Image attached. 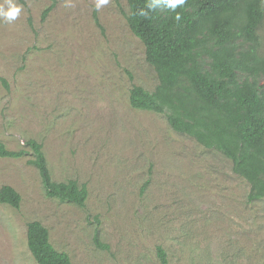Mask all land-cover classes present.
Segmentation results:
<instances>
[{
    "label": "rangeland",
    "instance_id": "1",
    "mask_svg": "<svg viewBox=\"0 0 264 264\" xmlns=\"http://www.w3.org/2000/svg\"><path fill=\"white\" fill-rule=\"evenodd\" d=\"M15 2L20 17L0 23V143H42L52 178L85 184L88 197L48 198L30 153L0 157V187L20 195L18 208L0 203V264H37L34 220L72 264H161L158 246L168 264H264V199L247 202L248 183L219 152L130 106L133 85L158 80L127 0L99 11L96 0ZM258 34L264 53V20Z\"/></svg>",
    "mask_w": 264,
    "mask_h": 264
},
{
    "label": "trees",
    "instance_id": "2",
    "mask_svg": "<svg viewBox=\"0 0 264 264\" xmlns=\"http://www.w3.org/2000/svg\"><path fill=\"white\" fill-rule=\"evenodd\" d=\"M147 0H127L126 23L144 46L145 61L157 84L129 90L131 107L164 115L169 127L231 161L234 174L249 185V203L264 199V53L258 30L264 20V0H186L175 13L159 11L139 16ZM51 6L44 9L42 19ZM6 86V81L0 77ZM29 150H9L0 143V157L30 153L48 198L83 207L85 184L52 178L42 143L25 141ZM0 203L18 208L20 195L0 187ZM97 237V234L95 235ZM27 248L37 264H72L54 248L48 229L39 221L26 225ZM104 249L106 245H102ZM161 264H168L158 246Z\"/></svg>",
    "mask_w": 264,
    "mask_h": 264
},
{
    "label": "clouds",
    "instance_id": "3",
    "mask_svg": "<svg viewBox=\"0 0 264 264\" xmlns=\"http://www.w3.org/2000/svg\"><path fill=\"white\" fill-rule=\"evenodd\" d=\"M108 3L109 0H96L95 8L99 11ZM185 3L186 0H147L145 8L140 9L137 14L147 18L150 13L157 10L168 11L175 13L174 19L179 22L181 16L177 9L182 8ZM22 11V6L17 4L15 0H4V3L0 4V23L12 24L20 17Z\"/></svg>",
    "mask_w": 264,
    "mask_h": 264
}]
</instances>
